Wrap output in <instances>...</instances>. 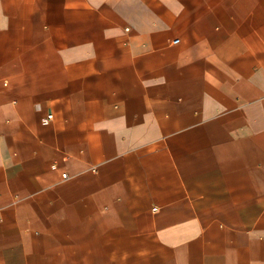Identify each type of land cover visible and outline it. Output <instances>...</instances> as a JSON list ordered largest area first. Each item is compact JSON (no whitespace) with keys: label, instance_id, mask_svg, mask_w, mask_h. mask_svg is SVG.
I'll return each mask as SVG.
<instances>
[{"label":"crops","instance_id":"crops-1","mask_svg":"<svg viewBox=\"0 0 264 264\" xmlns=\"http://www.w3.org/2000/svg\"><path fill=\"white\" fill-rule=\"evenodd\" d=\"M0 264H264V0H0Z\"/></svg>","mask_w":264,"mask_h":264},{"label":"built area","instance_id":"built-area-1","mask_svg":"<svg viewBox=\"0 0 264 264\" xmlns=\"http://www.w3.org/2000/svg\"><path fill=\"white\" fill-rule=\"evenodd\" d=\"M173 43H174V44L179 43V39L175 40ZM52 119H53V115H52V114H48L46 117H44V118L42 119V121H43V123L47 124V123H49ZM63 177H64V178H67V175L64 174ZM155 209H156V208H155Z\"/></svg>","mask_w":264,"mask_h":264}]
</instances>
